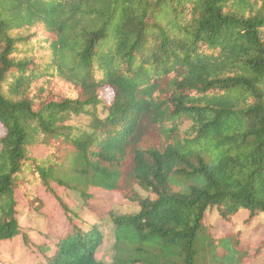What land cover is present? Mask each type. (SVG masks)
Wrapping results in <instances>:
<instances>
[{"label": "trees", "instance_id": "obj_1", "mask_svg": "<svg viewBox=\"0 0 264 264\" xmlns=\"http://www.w3.org/2000/svg\"><path fill=\"white\" fill-rule=\"evenodd\" d=\"M80 113L85 127L70 124ZM0 125V242L34 243L25 264L264 252V224L252 249L233 223L264 213V0H0ZM95 190L139 210L94 208ZM87 209L111 220L112 261L97 257L104 230Z\"/></svg>", "mask_w": 264, "mask_h": 264}, {"label": "rangeland", "instance_id": "obj_2", "mask_svg": "<svg viewBox=\"0 0 264 264\" xmlns=\"http://www.w3.org/2000/svg\"><path fill=\"white\" fill-rule=\"evenodd\" d=\"M108 100H111V95H108ZM98 115L103 117L105 115L102 106L98 107ZM92 117L87 113H80L74 115L70 124L77 126L78 124H82L84 127L88 125L91 121ZM4 134V128L0 125V136ZM46 153V148L43 147L40 143H38L34 150L33 154L37 156H43ZM137 189L142 193V195L146 196L147 193L141 190L139 187ZM63 191V190H60ZM96 198L92 200V206L94 208H108L111 207L118 214H133L138 212L139 207L136 203L126 200L120 196H114L109 193H105L102 191L95 190ZM62 194H64L62 192ZM80 204V202L77 200ZM21 227L22 230H28L36 225L34 220L35 217L28 213L26 209H21ZM87 214L85 216L86 220L90 223H96L101 225V228L104 230V242L97 252V257L105 260L112 261L114 256V241L115 237L112 231V223L111 220L105 219L100 220L97 218L91 217V213L89 209H87ZM248 214L246 212H240L236 217L233 218V223L235 230L241 232V240L244 244H250L252 249L257 248L259 246L262 238H263V229L262 224H264V213L259 214L255 219L251 222L246 223ZM34 218V219H31ZM206 226H213V231L215 235H220L226 229V224L223 223L219 218L216 211H212L207 213L205 218ZM32 240H35L37 244L41 240H37V236L34 235V232H29ZM35 244L32 242H26L22 238V235L19 234L15 236L11 240L0 242V264H25L26 262H31L35 259L37 250H34ZM246 264H264V252L251 259L250 262Z\"/></svg>", "mask_w": 264, "mask_h": 264}]
</instances>
